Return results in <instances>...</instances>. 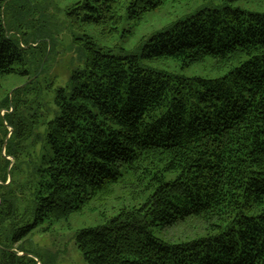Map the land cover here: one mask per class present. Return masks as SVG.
Segmentation results:
<instances>
[{"label": "trees", "instance_id": "16d2710c", "mask_svg": "<svg viewBox=\"0 0 264 264\" xmlns=\"http://www.w3.org/2000/svg\"><path fill=\"white\" fill-rule=\"evenodd\" d=\"M193 1L84 0L67 16L91 40L89 29L112 37L125 18L138 23ZM213 1L222 4L148 38L142 58L181 68L210 60L216 78L143 67L135 56L111 55L89 42L85 67L67 88L42 99L31 91L34 80L8 94L11 107L0 110L13 117L0 141L4 151L8 128L14 129L6 172L8 158L13 170L21 157L22 141L36 135L35 148L36 128L45 124L33 222L16 231L13 243L39 226L49 230L88 213L90 225L77 235L87 264H264V11L232 6L244 1L264 8V0ZM19 37L0 7V82L24 74L17 65L41 54L30 34ZM0 182L8 183L7 174ZM119 189L144 202L113 215L99 211ZM154 228L190 231L164 240ZM195 230L201 233L192 237ZM35 258L25 249L0 250V264H39Z\"/></svg>", "mask_w": 264, "mask_h": 264}, {"label": "rangeland", "instance_id": "374dc122", "mask_svg": "<svg viewBox=\"0 0 264 264\" xmlns=\"http://www.w3.org/2000/svg\"><path fill=\"white\" fill-rule=\"evenodd\" d=\"M84 0H0V7L3 10V18L6 26L13 34L14 38H20V35L30 34L29 42L32 45L36 43L40 46L41 54L34 58H28L23 65L18 64L19 72L11 75L0 82V110L5 109L2 115L8 112L11 107L6 103L9 95L32 81H37L31 88L41 92L42 99L57 94L58 89L67 88L70 84L73 73L85 67L86 63V44L93 42L98 49H103L115 56H135L139 59L143 67H153L156 69L167 70L179 76L186 78H216L218 74L213 72L212 63L207 61L191 67L181 68L173 61H167L163 64H152L142 58V48L145 41L151 36L170 29L174 24L185 21L201 11L213 10L220 6L222 2L213 0H195L190 3H179L175 6H169L164 10L150 14L141 22L134 23L127 18L122 22L119 32L112 37H105L95 33L92 29L86 32L90 37L88 40L82 31L71 28L67 9ZM233 7L247 12H263L264 8L260 4L250 2H235ZM45 54L41 61L42 54ZM40 62L43 64L40 66ZM25 72H28L26 74ZM31 78V79H30ZM50 99V98H49ZM51 106H55L51 103ZM27 114L24 110L23 115ZM0 115V141L6 135V120L13 123L12 115L6 118ZM15 120V118H14ZM36 127V126H35ZM10 135L14 129L8 128ZM40 135V140L32 148V140L22 141L21 157L13 170L15 161L13 158L9 169L6 172L5 148L7 147L10 135L6 139L4 151L0 148V180H4L6 174L8 183L0 182V196L5 201L0 208V250L25 249L32 252L40 261L39 264H87L84 255L77 245V235L79 230L89 226L86 223L89 214L84 216H74L70 222L55 224L49 230L43 226L35 228L27 236H23L19 242L13 243L12 238L16 231L23 229L33 222L32 210L34 207V189L37 183L35 178V168L40 163L44 155L43 147L45 145V124L42 123L36 128ZM36 132V133H37ZM16 136V135H15ZM16 148L11 143L9 148ZM40 165V164H39ZM13 181L9 185L10 181ZM169 181L170 177L167 176ZM8 200V201H7ZM1 202V198H0ZM144 200L138 202L132 201L131 196L125 190H117L114 196L107 200L105 207L99 206V211H106L113 215L124 205H140ZM197 225H199L197 223ZM202 228V227H200ZM155 235L167 240L171 235L181 236L184 231L190 229L178 228L171 230L170 233L154 228ZM201 231H192V237L200 234ZM205 233L202 232V235ZM22 247V248H21ZM22 255V253H19Z\"/></svg>", "mask_w": 264, "mask_h": 264}]
</instances>
